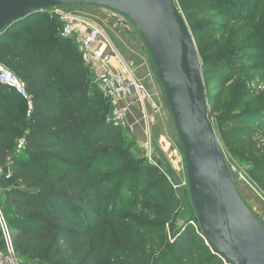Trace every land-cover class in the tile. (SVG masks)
<instances>
[{
    "label": "trees",
    "instance_id": "obj_1",
    "mask_svg": "<svg viewBox=\"0 0 264 264\" xmlns=\"http://www.w3.org/2000/svg\"><path fill=\"white\" fill-rule=\"evenodd\" d=\"M188 1L175 4H185L181 13L197 45L204 85L223 86L258 71L263 81L264 0H195V7ZM62 29L54 16L36 13L0 33V64L32 100L29 111L0 85V167L9 161L12 173L0 180V203L16 233L18 258L23 264H228L163 175L154 171L161 183L145 189L147 161L114 124L112 102L98 93ZM215 98L207 97L209 117ZM242 104L214 118L219 142L264 129V103ZM248 120H256L254 128L231 130ZM20 139L24 151L14 155ZM258 152L248 157L245 173L264 179V146ZM182 213L187 219L178 227Z\"/></svg>",
    "mask_w": 264,
    "mask_h": 264
},
{
    "label": "water",
    "instance_id": "obj_2",
    "mask_svg": "<svg viewBox=\"0 0 264 264\" xmlns=\"http://www.w3.org/2000/svg\"><path fill=\"white\" fill-rule=\"evenodd\" d=\"M77 5L123 17L142 40L182 150L203 238L228 264H264V225L232 180L210 121L195 42L175 0H0V33L29 15Z\"/></svg>",
    "mask_w": 264,
    "mask_h": 264
},
{
    "label": "rangeland",
    "instance_id": "obj_3",
    "mask_svg": "<svg viewBox=\"0 0 264 264\" xmlns=\"http://www.w3.org/2000/svg\"><path fill=\"white\" fill-rule=\"evenodd\" d=\"M186 5L195 7L196 1H188ZM183 7L185 4L178 2L180 12ZM61 11L72 14L97 29L103 36L102 40L107 42L109 50L120 64V69L127 68L129 75L144 87L146 98H141L140 103L133 101L135 95L127 97L130 100V107L127 109L118 107V103L116 110L121 115L120 125H117L118 120H114V124L123 130L127 143L133 144V153L139 158L145 159L149 165V169L145 173L149 177L145 189L160 185L161 179L154 177V171H156L159 175H163L168 187L181 199L183 206L191 209L182 150L163 92L155 77L150 57L142 40L127 20L108 10L77 5L63 7ZM207 19H201V22ZM226 35L235 34L226 33ZM236 37L237 35L234 39ZM195 47L198 50L196 43ZM261 73L258 71L236 75L232 77V81L223 86L211 85L212 82L206 85V96H217L215 100L219 99L216 102L217 108L214 116H210L211 123L221 113L228 110L231 112L240 101H243L241 109L247 105L255 106L258 103H264V80L260 79ZM97 90L105 98L98 85ZM128 109L132 110L136 117L131 122L128 119V113H126ZM248 121L253 125L247 126ZM248 121L231 130L235 133H242L246 129L254 128L256 120ZM135 126L139 127V133L134 129ZM256 130L254 134L245 136V138L236 135L228 142H219V144L237 192L264 225V190L261 185V181L264 179L258 176H247L245 173L249 164L248 157L251 154L257 155L264 146V129ZM14 155H16L15 152ZM1 194L0 192V197ZM186 219V215L182 213L177 226L182 227Z\"/></svg>",
    "mask_w": 264,
    "mask_h": 264
},
{
    "label": "built area",
    "instance_id": "obj_4",
    "mask_svg": "<svg viewBox=\"0 0 264 264\" xmlns=\"http://www.w3.org/2000/svg\"><path fill=\"white\" fill-rule=\"evenodd\" d=\"M63 8H53L41 11L57 18L63 29L61 38L70 40L76 46L81 55L82 62L93 74L94 82L98 85L105 98L109 99L114 106L113 122L118 120L120 125V113L116 110L119 101L125 97H132L133 101L140 103L141 98H146L144 87L129 75L127 68L113 70L108 65V56L105 49L109 48L106 41L102 40L100 32L88 23L80 20L72 14L62 12ZM0 85L13 90L31 110L32 100L24 83L18 79L10 70L0 64ZM24 151L23 139L18 140L15 147V154L20 155ZM10 162L0 167V180L8 181L11 178ZM15 232L11 229L0 203V264H23L16 255L13 238Z\"/></svg>",
    "mask_w": 264,
    "mask_h": 264
},
{
    "label": "crops",
    "instance_id": "obj_5",
    "mask_svg": "<svg viewBox=\"0 0 264 264\" xmlns=\"http://www.w3.org/2000/svg\"><path fill=\"white\" fill-rule=\"evenodd\" d=\"M105 54L109 58L108 59V65H109V67L112 68V69H114V70L120 69V64L118 63L117 59H115L114 55L112 54L111 50H109V48H106L105 49ZM129 101H130L129 98H127V97L121 99L119 101V106L118 107H120V108H124L125 107L126 109L129 108L130 107V102ZM126 113H128L127 116H128V119L130 120V122H131L132 119H135L136 118L133 115L132 110H129L128 109V111H126ZM134 129L136 130V132H138V133L140 132V129H139L138 126H135Z\"/></svg>",
    "mask_w": 264,
    "mask_h": 264
}]
</instances>
